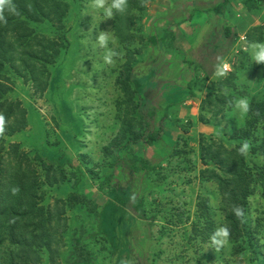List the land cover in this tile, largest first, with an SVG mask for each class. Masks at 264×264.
<instances>
[{
    "label": "rangeland",
    "instance_id": "1",
    "mask_svg": "<svg viewBox=\"0 0 264 264\" xmlns=\"http://www.w3.org/2000/svg\"><path fill=\"white\" fill-rule=\"evenodd\" d=\"M60 1H65L70 6L63 19L64 27L59 29L60 23L52 21L50 15L42 21L29 22L35 34L59 40L65 47L58 61L51 65L52 81L46 93L43 94L31 80L16 74L9 66L3 70V74L8 76L14 85L13 91L7 97L22 103L27 110L28 126L20 132L5 137L2 156L6 158L4 159L6 163L16 157L28 159L38 170L43 182L46 179V172L42 169L38 156L48 163L55 162L66 166L65 172L71 180H78L74 174L79 172L77 166L80 154L87 156V162L90 161L89 170L93 173L98 172L100 148L117 132V123L114 119L116 106L113 101L115 90L112 84L120 78L117 67L124 64L127 53L122 48L124 43L115 38L112 32V18H107L102 9L95 7V0ZM186 1L147 0L144 12L136 13V20L132 26L135 35L134 44H126L130 50H140L138 52L141 53V58L145 56L144 58L147 59L149 73L140 70L136 73L138 76L136 79L144 88L149 83L147 90L150 91L151 101L158 106H163L164 93L172 92L173 87L180 86L187 89L179 79L181 70L186 69V61L200 65L195 69L200 80L195 88L199 101L198 118L196 117L194 121L190 118L168 117L167 123L163 121L161 123L163 130L161 135L168 134V138L164 137L165 142L147 147L143 149V153L136 147L143 157L158 164V171L150 178L152 187H148L145 191L147 196L145 209L150 219L128 222L131 256L127 263L264 264V200L261 189L258 188L249 198L247 207V226L254 240L251 242L248 236L246 240L234 242L228 235L227 242L217 247L212 243L211 237L218 228L226 227V223L217 185L208 180V177H203L202 172L206 166L201 161L202 138L224 143L231 149L237 145L231 140L233 130L242 131L246 128L249 115L242 124L235 114L230 115L232 113L230 101L233 97H247L250 104L253 94L258 90L257 86L264 88V64L252 61L250 54V45L264 42V39L260 40L258 33L250 41L253 29L264 26V0H261L259 9L253 12L246 11L242 4L243 0H232L226 8L221 9L214 16L210 23L205 21L206 23L201 25V21L194 19L193 24L187 25V30L185 26L183 29L178 28V40L174 41L175 49L168 48L166 52L155 53L154 48H163L160 43L158 46L151 45L152 47L147 49L149 36L161 33L165 28L173 31L174 27L183 23L181 21L183 13L191 10L186 6L182 7ZM110 3L111 0H105V7ZM197 3L196 6H202ZM202 26L206 27L202 30ZM225 27H231L236 31L237 38L234 41L232 37L223 41ZM196 30L203 31L206 38L205 45L200 43L202 39H195L194 45H191L193 50L184 51L183 42ZM100 34L107 36L108 49L117 53L112 58L111 64L104 62L106 49L101 48L97 42ZM221 62L228 63L231 67L226 76L216 77L215 70ZM233 72L235 76L234 80H230L232 83L222 84L223 88L220 89V81H225L229 73ZM149 76L153 78L150 77L149 80ZM50 90L53 92V97L50 96ZM208 93L213 94V105L206 103L205 111L202 113L201 102L209 101ZM222 95L228 97V101L225 100V104L220 105L221 103L214 100ZM64 96L69 97L73 113L77 116L76 122L80 127L74 139L80 151L75 155L74 160L72 157L68 158L67 153L71 152V148L61 132L66 127V120H63V113L60 115L54 103L57 102L60 106ZM215 112L219 114L216 115ZM223 112L226 114L223 115ZM201 114L210 122H201L199 119ZM154 118L158 123L161 121L159 115ZM196 121L210 128L206 133L201 132L199 137L194 132L195 125L196 127L198 125ZM174 127L178 128L179 134L178 131L174 132ZM32 139L43 140L51 153L48 155L33 146ZM249 154L250 151L248 157L251 161L252 157ZM260 163L261 161L258 160L257 164ZM87 166L88 164L83 167L84 171H80L77 184L80 187L77 192L86 195L101 206L108 201L98 193L97 182L91 177H86ZM133 175L135 174L122 168L118 169L115 186L120 190L125 189L128 185V177ZM43 189L44 203L50 206L71 190L67 186ZM129 209L134 211L130 205ZM76 210L67 213L69 229L65 232L64 244L60 247L59 254L52 257L48 253L45 254L43 264L86 262L84 257L77 256L78 252L74 250L72 241L81 235L82 230H79L82 228L91 232L93 223L88 219L91 215ZM73 218L76 219L75 222ZM84 244L92 253V256H88L92 264H109L108 244L102 243L101 240L96 242L87 240ZM258 253L260 259H257Z\"/></svg>",
    "mask_w": 264,
    "mask_h": 264
},
{
    "label": "trees",
    "instance_id": "2",
    "mask_svg": "<svg viewBox=\"0 0 264 264\" xmlns=\"http://www.w3.org/2000/svg\"><path fill=\"white\" fill-rule=\"evenodd\" d=\"M146 2L147 0H127L126 11L115 13L112 17V32L115 38L124 43L122 48L127 52L124 64L117 67L120 78L112 84L115 90L113 101L116 106L114 119L117 132L100 148L98 172L89 170L90 161L87 162V156L78 155L79 172L74 174L77 181L71 180L65 172L66 166L55 162L48 163L40 156L38 160L46 172L44 182L28 159L16 157L6 163V158L2 156L5 137L28 126L27 110L22 103L7 97L13 91L14 85L11 79L3 74V70L9 66L16 74L31 80L38 90L45 94L52 81L51 65L58 61L65 47L59 40L35 34L29 22L42 21L50 15L52 21L60 23L58 26L61 29L64 27L63 19L70 6L60 0H6V3L12 5V10L9 11L7 7L0 9V17L3 18L0 19V116L3 117V122L0 123V264H43L45 254L48 253L51 257L58 255L60 247L64 244L65 232L69 229L67 213L75 209L91 215L87 217L93 223L91 232L82 228L79 230H82L81 235L72 241L74 250L78 252L77 256L84 257V264H92L88 257L92 256V253L84 244L87 240H101L102 243L108 244L109 264H128L127 260L131 256L128 222L150 219L145 209V191L152 187L150 178L158 171V164L143 157V149L166 141L161 135V123L166 122L170 108L175 105L164 107L152 103L150 91L147 90L149 83L144 88L136 79V73L140 70H150L146 65L147 59L145 56L141 58V53L138 52L140 50H130L126 45L134 44L132 26L136 13L144 12ZM231 2L232 0H224L215 8L197 12L221 10ZM260 2L261 0H243L242 4L247 12H253L259 9ZM263 27L253 29L250 41L256 33L263 41ZM229 37L234 41L237 33L231 27H225L223 41ZM175 39L174 32L165 28L161 33L148 37L146 48L150 49L160 43L163 48H152L153 51L158 54L166 52L168 48L175 49ZM185 63L184 72L191 76L189 81L183 79L182 85L188 89L190 98H197L195 88L200 80L195 69L200 65L192 61ZM234 73H229L225 81H220V89L223 88L222 84L232 83L230 80H234ZM150 77L153 78L149 76V80ZM257 89L249 104L246 128L242 131L233 130L231 140L237 143L236 146L230 149L224 143H217L205 137L201 140V161L206 166L202 175L217 185L226 228L234 242L246 240L248 236L251 242L254 240L246 220L249 198L260 188L264 200V88L257 86ZM212 98L213 94L208 93L209 101L201 102L202 113L206 103L213 105ZM227 98L224 95L217 96L214 101L223 105L225 100L228 101ZM219 112L221 113L222 109ZM219 112L215 114L218 115ZM224 114L226 113L223 112ZM157 115L161 116L159 123L154 118ZM199 119L203 123L210 122L203 114ZM245 141L250 144L251 161L248 155L244 157L238 152ZM136 147L142 153H139ZM258 160L261 161L260 164H257ZM87 164L88 174L84 172L86 177H91L97 182L98 193L108 201L101 206L77 192L80 187L77 186L80 171ZM120 168L135 174L128 177V185L122 190L115 186L116 173ZM63 186L71 188L66 196L56 199L53 206L44 203L43 188ZM128 204L134 211L129 209ZM236 209H240L242 215L237 216ZM74 220L76 219L73 218ZM258 255L257 259H260L261 256L259 253Z\"/></svg>",
    "mask_w": 264,
    "mask_h": 264
},
{
    "label": "crops",
    "instance_id": "3",
    "mask_svg": "<svg viewBox=\"0 0 264 264\" xmlns=\"http://www.w3.org/2000/svg\"><path fill=\"white\" fill-rule=\"evenodd\" d=\"M224 0H187L185 3H183L182 7L183 6H186V8H191V10H187L188 12L187 13H183L182 15V20L183 23H181L180 25L176 26L173 28V32L174 34L176 35V42L178 40V28L179 29H183L184 26L186 27L185 29L187 30L188 29V26L189 24H193L194 22L192 20L194 19H198L199 21H201V25L204 24V22H208L210 23V21L212 19H214L215 15L218 14V12L220 11V9L218 10H213L209 13H199L197 12V10H201V11H205V10H208V9H212V8H215L219 5H221L223 3ZM199 2L202 6L201 7H198L196 6ZM212 2V3H211ZM210 3V4H209ZM179 4V2L177 3ZM185 8V7H184ZM198 17V18H197ZM205 22V23H206ZM188 25V26H187ZM182 27V28H181ZM206 26H202V30L205 28ZM202 30H196V32H191L189 34V36H187V39L183 42V46H182V49L186 52H189L192 49V46L191 45H194V41L195 39L197 40H201V44L203 43L204 44V33ZM205 45V44H204ZM215 51V50H214ZM182 73H180V80H183V79H186V80H190V74L188 75L186 72H184L183 70H181ZM49 94V92H48ZM170 94V96L168 95ZM50 96L53 97V92L50 90ZM164 97V102H163V106H168V105H171V104H175L173 105L171 108H170V114H169V118H179V119H186V118H190L191 120H194L195 121V118L197 117L198 118V115H199V108L197 106V103L199 102L197 98H190L189 96V91L186 89H183L181 88L180 86L179 87H173L172 88V92L168 93L166 92V94L164 93L163 95ZM57 106H56V109H58L60 115L61 113H63V120L65 119L66 120V127L64 129H62V134L64 135V139L67 142L69 148H71V152L70 153H67L68 154V158H71L72 157V160H74L76 157L75 155L77 153H79L80 151V147L79 145L76 144V141L74 140L75 139V134L78 133L79 131V124L76 122V114L73 113V107H72V104H71V101H69V97L65 98H62L61 100V105L59 106V104L57 102H54ZM63 111V112H62ZM196 118V119H197ZM167 123V122H165ZM172 126L173 123H171ZM196 125L194 127V132H196V136L199 137L200 133H206L208 131V129H210L207 125H202V123H198L196 121ZM174 132L177 133L178 131V134L180 133L178 128L174 127ZM167 137L168 138V134L164 135L163 137ZM195 136V137H196ZM67 137V138H66ZM196 137V138H197ZM46 141V140H45ZM162 142V141H161ZM31 144L34 146H36L38 149L40 150H43L45 151L48 155L51 153V150L48 149V147L46 148V143L43 141V140H39V141H36V140H33L31 141ZM172 145H174L172 143ZM74 156V157H73ZM152 161V160H150Z\"/></svg>",
    "mask_w": 264,
    "mask_h": 264
},
{
    "label": "clouds",
    "instance_id": "4",
    "mask_svg": "<svg viewBox=\"0 0 264 264\" xmlns=\"http://www.w3.org/2000/svg\"><path fill=\"white\" fill-rule=\"evenodd\" d=\"M7 7L9 11L12 10V5L10 3H6V0H0V9ZM95 7L97 9H102L104 15L107 18H112L115 13H123L127 9V0H111V3L105 7V0H95ZM0 19H3L0 17ZM97 42L101 48L106 49L105 55L103 57L104 62L106 64H111L113 62V57L117 55L111 49H108V38L105 34H100L97 38ZM250 54L252 57V61L258 64H264V42L253 43L250 45ZM230 65L225 62H221L215 70L216 77H224L227 75L230 70ZM230 106L232 107V113L230 115L235 114L241 124L247 118L250 106L249 99L247 97H233L230 101ZM3 122V117L0 116V123ZM250 149V144L245 141L241 144L238 152L241 156L247 157ZM236 215H242V211L240 209H236ZM229 235V230L226 227L218 228L215 233L212 235L211 240L214 245L217 247L225 244L227 242V237Z\"/></svg>",
    "mask_w": 264,
    "mask_h": 264
}]
</instances>
